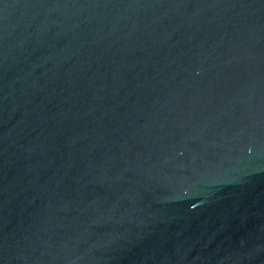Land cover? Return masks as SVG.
Instances as JSON below:
<instances>
[{"label":"water","instance_id":"water-1","mask_svg":"<svg viewBox=\"0 0 264 264\" xmlns=\"http://www.w3.org/2000/svg\"><path fill=\"white\" fill-rule=\"evenodd\" d=\"M0 264H264V0H0Z\"/></svg>","mask_w":264,"mask_h":264}]
</instances>
